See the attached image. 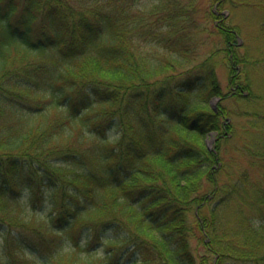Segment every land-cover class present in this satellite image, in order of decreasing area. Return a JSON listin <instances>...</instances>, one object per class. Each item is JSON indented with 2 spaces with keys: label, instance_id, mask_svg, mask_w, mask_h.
Here are the masks:
<instances>
[{
  "label": "trees",
  "instance_id": "1",
  "mask_svg": "<svg viewBox=\"0 0 264 264\" xmlns=\"http://www.w3.org/2000/svg\"><path fill=\"white\" fill-rule=\"evenodd\" d=\"M137 1L0 0V264L31 263L28 249L47 255L40 264H264V151L241 148L258 174L230 170L223 148L248 128L210 105L264 102L255 62L213 11L232 90L210 60V77L164 75L182 61L141 51L149 20ZM203 77L202 101L164 126ZM243 111L249 135L264 134V113ZM215 131L211 150L203 138ZM41 185L50 215L18 200L24 187L43 197Z\"/></svg>",
  "mask_w": 264,
  "mask_h": 264
},
{
  "label": "rangeland",
  "instance_id": "2",
  "mask_svg": "<svg viewBox=\"0 0 264 264\" xmlns=\"http://www.w3.org/2000/svg\"><path fill=\"white\" fill-rule=\"evenodd\" d=\"M160 2L161 0H138L136 12L149 20V25L144 27L145 31L141 29L144 32L141 36V51L149 54L153 59L161 58L166 53L169 60L182 61V68L170 69L164 75H180L181 78H184L199 68L198 74L202 73L210 77V66L206 67L205 65L210 60L215 63L214 70L221 82L223 92L232 90L228 86L229 69L226 52L223 50L225 43L216 27V21L212 15L214 11L217 15H221L222 20H225L228 25L239 29V42L242 45L240 53L247 54L250 60H254L255 63L258 62L257 64L253 63L252 66H247L248 76L256 93L264 95V0H226L222 10L218 9L212 0H167L168 5L164 7L159 6ZM189 77L193 79L194 75ZM202 79L203 81H200L195 89L189 93L186 101L167 107L164 126L174 122V114L183 108L186 109L190 103L202 101L204 92L208 93V90H205L207 86H204L207 84V79L204 77ZM219 102L233 108L235 112L232 118L237 126L242 129L248 128L246 131L243 130L244 132L239 131L243 133L241 138L229 135L231 137L230 142L227 147L223 148V155L230 162L228 165L230 170L245 166L252 176L258 174V169L256 170L249 165L250 155L244 153L245 151L241 148H244L245 144H250L252 148L264 151V134L259 136L253 129L252 134L249 135L250 116L241 115L239 112H244L243 110L246 109L253 111L256 108L264 113V102L260 100H252L251 102L237 100L233 96L224 100L218 96L210 98V105L214 109H217ZM98 112L97 114H99ZM258 123H263L262 119ZM114 128L115 125L112 126L110 132L113 133ZM254 135L258 136L259 139H256ZM203 139L208 148L215 149L217 141L215 133H209ZM205 184V190L213 187L208 178H205ZM41 186L42 193H44L43 197L33 198L30 188L24 187L18 200L39 215H50L53 210L52 205L44 185ZM196 243L194 241V244ZM1 253L7 255L0 243ZM25 254L31 260V263L27 264H40L47 258L44 253L31 251V249H28ZM132 258H135V254L131 249L122 254V259Z\"/></svg>",
  "mask_w": 264,
  "mask_h": 264
},
{
  "label": "bare ground",
  "instance_id": "3",
  "mask_svg": "<svg viewBox=\"0 0 264 264\" xmlns=\"http://www.w3.org/2000/svg\"><path fill=\"white\" fill-rule=\"evenodd\" d=\"M210 133H215L216 140H218V132H217V131H215V132H210Z\"/></svg>",
  "mask_w": 264,
  "mask_h": 264
}]
</instances>
